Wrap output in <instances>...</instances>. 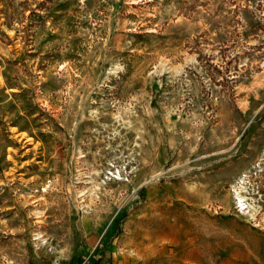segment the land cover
Listing matches in <instances>:
<instances>
[{"label":"rangeland","instance_id":"374dc122","mask_svg":"<svg viewBox=\"0 0 264 264\" xmlns=\"http://www.w3.org/2000/svg\"><path fill=\"white\" fill-rule=\"evenodd\" d=\"M0 264H264V0H0Z\"/></svg>","mask_w":264,"mask_h":264},{"label":"crops","instance_id":"0c3cea01","mask_svg":"<svg viewBox=\"0 0 264 264\" xmlns=\"http://www.w3.org/2000/svg\"><path fill=\"white\" fill-rule=\"evenodd\" d=\"M188 125L189 124L186 125V132H187L188 135L193 136V133L195 132V129L193 128V126H191V125L188 126ZM232 171H233V168L229 167V168L225 169L224 172L221 171V172L217 173L216 174L217 175L216 178L217 179H223V178H225L227 173H230Z\"/></svg>","mask_w":264,"mask_h":264},{"label":"bare ground","instance_id":"6f19581e","mask_svg":"<svg viewBox=\"0 0 264 264\" xmlns=\"http://www.w3.org/2000/svg\"><path fill=\"white\" fill-rule=\"evenodd\" d=\"M235 197L237 199V202L240 204L239 206L242 208H244L243 206H245V202H244V198L242 197L240 191L237 189L235 191Z\"/></svg>","mask_w":264,"mask_h":264}]
</instances>
